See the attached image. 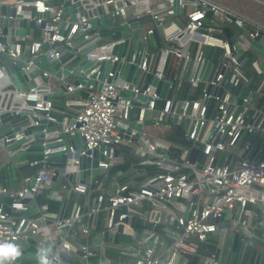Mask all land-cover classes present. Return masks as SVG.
Here are the masks:
<instances>
[{"label": "built area", "instance_id": "1", "mask_svg": "<svg viewBox=\"0 0 264 264\" xmlns=\"http://www.w3.org/2000/svg\"><path fill=\"white\" fill-rule=\"evenodd\" d=\"M173 2L90 0L82 5L83 14L76 13L75 22L68 23L59 41V15L72 0H64L58 7L49 0H0V7L21 10L23 19L36 26L42 24L45 13L50 15L36 38L27 33L13 36L9 27L2 35L0 15V38H4L0 55L16 61L28 46L30 60L22 68L27 73L35 67L33 60L42 53V45L47 44L49 56L59 58L74 50L79 41L83 46L77 47L73 56L99 62L95 85L103 84L101 91L94 85L93 92L77 102L73 122L53 112L50 71H43L31 87L14 92L17 106L11 114L27 119V128H40L41 120H46L60 125L62 133H77L82 145L47 149L48 143L60 139L45 135L42 143L30 139L16 149H42L43 155L17 164V168L31 171L23 175L16 190L0 187V194L7 199L0 202V245L14 244L20 251L18 257L3 264H33L25 256L29 246H34L40 262L47 264H264V107L257 105L264 96L260 68L264 55L250 48L255 42L264 50V25L215 0H177L180 19L176 20ZM93 8L98 9L93 17L99 26L103 25L100 22L110 27L137 21L134 32L140 39L133 35L102 41L99 28L89 23L88 12ZM146 16L150 23L141 25L139 19ZM223 23L240 28L235 43L239 53L247 51L258 57L247 61L249 68L263 77L256 90L248 88L241 54L235 58L234 47L217 35L220 29L214 25ZM247 23L253 25L252 30H242ZM157 43L165 47L152 78L157 77L161 86L143 102L137 97L147 95L143 87L148 85L140 75L133 81L127 68H137L141 77L147 76ZM119 45L122 48L116 53ZM171 53L178 60L174 81L163 78ZM118 61L121 68L109 70L100 81L103 65L108 62L112 67ZM115 72L112 83L108 79ZM8 84L11 80L0 63V88ZM65 84L68 93L85 88L77 82ZM127 91L131 97L125 95ZM148 118L160 133L187 121L178 137L186 144L145 134ZM130 121L140 130L129 128ZM22 137L15 134L3 141L7 144ZM120 148L128 150V169L110 172ZM49 153H61L65 161H50ZM82 158L90 160V168L84 170L85 182L64 179V175L79 171ZM92 169H97L95 196L89 182ZM120 175L123 179L116 181ZM44 189L49 199L62 203L61 210L71 194L65 217L61 210L51 215L46 204L36 202Z\"/></svg>", "mask_w": 264, "mask_h": 264}, {"label": "water", "instance_id": "2", "mask_svg": "<svg viewBox=\"0 0 264 264\" xmlns=\"http://www.w3.org/2000/svg\"><path fill=\"white\" fill-rule=\"evenodd\" d=\"M26 1V0H25ZM90 0H72V4L70 6H64L61 9V13L59 15L60 19V27L58 30V40L61 41L63 38V35L65 34V31L68 27V23H73L76 20V13L81 16L83 14V4L89 3ZM93 2L100 1V0H91ZM49 3L53 7H58L60 5L64 4V0H49ZM98 9L93 8L92 11L88 12V15L90 17L89 23L91 24L92 28H107V26H99L98 21L95 17L97 14ZM173 13L175 15L179 14V8L177 6V0H174L173 2ZM0 15L2 16V35L7 34L8 32V17H13L16 19V26L13 28V36H24L26 32V28L24 26L25 20L23 19L22 11L16 10L15 7L12 6H1L0 7ZM43 15L38 14L39 18H42ZM50 15L49 13L44 14V20L40 26H36L34 22H28L30 27H37L38 29L43 28L44 23L46 20H49ZM139 26L137 21L134 22H127L123 24H119L116 26V29L120 31L121 37L124 39H129L133 36V32L135 29H137ZM0 41H4V38H0ZM122 48V45H119L115 48V52L119 53L120 49ZM250 48L254 51H256L259 55H264V50L261 48L257 43H252L250 45ZM48 46L47 44L42 45L41 51L42 53L39 54L34 60L33 64L35 67L25 73L22 68L25 63H27L30 58L27 57L28 54V46H25L23 49V55L16 61H13L7 54H3V61L1 62V65L4 67L7 75L9 76L11 80V84L5 85L0 88V145L4 146L8 158L10 160V169H11V175L13 179V190L17 189V182H16V175H15V168L16 164L26 161L29 157H41L43 155L42 149H28V150H16L18 147L25 145L27 142L30 141V139H33L35 143L39 144L44 141L45 135H57V137L60 139L59 142H50L47 144V149H54L56 147L65 146L68 145L71 146H81L82 145V139L79 137L77 133H75L73 136H70L69 133H62L61 132V126L55 125L53 127L47 126L46 120H41V127L40 128H27L26 125L29 123L27 119H21L20 116H13L11 114V111H14V107L17 106V102H13V96L14 92L18 91L19 85L16 82V74L19 73L23 76L24 79H27V86L31 87L32 82L31 80L38 78L41 76V73L43 71H50L52 73L53 79L56 81L59 90L64 93L66 91V82L65 78L73 76L77 83L83 84L85 86L84 91L87 93L93 92L95 85V78H96V72L95 69L99 65V62H92V61H82L79 56H73L70 60L63 63L64 57L67 56V52H65L63 55H61L59 58H54L53 56H49L47 54ZM86 49L81 50L79 53H83ZM74 50H71L70 53L74 55ZM233 54L235 58L240 57L239 53V47L237 45H234V51ZM247 58H242L240 61V66L244 67L247 63ZM122 66V63L120 61L115 62L112 67L108 65V62H106L102 69L99 76V80L102 81L105 77H107V73L109 70L113 69L115 71H118ZM260 68L262 70V73L264 75V60L260 62ZM136 73L138 72V69H135ZM116 72L113 76V78L108 79L110 82H114L116 80ZM134 81V80H133ZM132 81V82H133ZM161 84L159 83V80L157 77H153L151 80L150 85L144 86L143 88H146L147 95L141 96L139 95L137 97L140 101H148L151 99V95L155 91V87L160 88ZM90 87V88H89ZM103 87L102 83H99L97 86V91H101ZM188 86H186L187 89ZM117 90V89H116ZM75 93H79V91H75ZM123 92H120V95H123ZM52 95H57V93H53ZM58 95H61L60 93ZM125 95L127 97H131L132 93L127 91L125 92ZM30 103H27L29 105ZM135 105H139L138 102H134ZM187 123V121H185ZM78 126V124H76ZM129 128H136L138 131L140 130L139 125L135 124V121L129 122ZM128 133V131H126ZM15 134L22 135L23 137L19 140H11L9 143L4 144V137H13ZM127 135L124 134V137ZM159 153H164L161 151H158ZM109 155L111 156V151H109ZM165 157H168L166 154H163ZM47 157L50 161L53 162H64L65 156L61 153H49L47 154ZM215 162H213L214 164ZM212 164V165H213ZM90 168V160L89 159H83L79 163V171L75 174L71 175H64V179H66L69 182L72 183H84L85 182V169ZM97 169L91 170V178L89 180L90 182V189L93 190L94 188V180L96 179ZM123 175L118 176L115 180L120 181L123 179ZM97 194L96 190L92 191V195L95 196ZM70 200H71V194L68 196V198L65 200L62 210H61V217H65V215L68 212L69 206H70ZM30 211L25 212L24 215H28ZM29 258H32L31 256H27ZM36 259H39V256L35 257Z\"/></svg>", "mask_w": 264, "mask_h": 264}, {"label": "trees", "instance_id": "3", "mask_svg": "<svg viewBox=\"0 0 264 264\" xmlns=\"http://www.w3.org/2000/svg\"><path fill=\"white\" fill-rule=\"evenodd\" d=\"M239 2L241 3V5H244V4L254 5L256 7L257 12H263L264 11V4L263 3H259V2L256 3V2L247 1V0H239ZM237 8L242 9L241 6H239ZM245 12L249 13L251 16L259 17V15H256V13H254L250 9H246ZM173 18L176 20H179L180 16L175 15ZM249 19L252 20V18H249ZM150 21H151V19L148 16L139 19L140 24H144V23H147ZM116 26L117 25H113V26L107 27L106 29L100 27L98 29L101 36H102V41L116 40V39H119L121 37L120 31L116 29ZM214 26L217 27L218 29H220V32L217 35L220 38H222L224 41H227L231 47H234V45L236 43V32H238V29H240V28H238L234 23H229L228 25H226V23H223L221 25L215 24ZM252 26L253 25L251 23L244 24V25H242V30L244 29V31H246V30L250 31L253 29ZM39 33H40V30L35 29L32 36L34 38H36L39 36ZM164 47L165 46L163 44L157 43L152 48L153 58H152L150 65H149V74L146 76L147 80H150V78H152V74L154 72V66H155L156 60H157L160 52L164 49ZM240 54H241L242 58H247L249 62L258 58L257 56H255L256 54H252V53L247 52V51H240ZM69 58H71V57L69 56ZM69 58H65V59L68 60ZM243 71H244L245 77L249 81L248 88L251 90H256L258 88L260 82L263 81V77L261 75H257L256 73H254L249 68L248 63L245 64V66L243 67ZM177 72H178V60L174 54H172V53L168 54L166 61H165V64H164V68H163V78L165 80L174 81L175 77L177 75ZM159 102L160 101L156 102V106H157V104H159ZM257 105L259 107H261V106L264 107V96L261 97L260 99H258ZM163 133L160 134L163 137V139H165L166 141H172V142L178 143V139H177L178 137L176 138L175 136H173L171 134H163ZM122 153H124L126 155V157H128V155H129L127 149H123ZM34 158H37V157H29L28 159L32 160ZM137 162H140V160H138ZM128 165H129V162L127 159H124L122 156L117 155L113 160V167L111 168L110 172H113L115 170H119L121 172H126L128 169ZM30 171H31L30 169L25 168L23 166L16 169L15 174H16V182H17L18 187L21 186L23 175L27 174ZM8 179H7V176L3 175V171L0 172V187L8 188L10 186ZM6 201H4V202H6ZM36 202L38 204H46L47 208H48V212L51 215H57L60 212L61 202L54 200V199L46 198L42 193H40L36 196Z\"/></svg>", "mask_w": 264, "mask_h": 264}, {"label": "crops", "instance_id": "4", "mask_svg": "<svg viewBox=\"0 0 264 264\" xmlns=\"http://www.w3.org/2000/svg\"><path fill=\"white\" fill-rule=\"evenodd\" d=\"M16 20H13V21H8V27L11 29L10 30V34L13 35V28L16 26ZM100 24H103L102 26H107V22H104V23H101ZM24 26L26 28V32L27 34H30L32 35L35 31V29H38L37 27H30L28 22L25 21L24 23ZM135 32H133L134 34ZM80 42L79 41H76L75 42V49H77V47L79 46H83L81 43L79 44ZM74 49V50H75ZM69 56L71 58H73V55L71 53H69L67 56L64 57V60H63V63L67 62L68 60H70L71 58H69ZM65 58H69L68 60H66ZM3 61V57L2 55H0V63ZM136 68H131V67H128L127 68V71L130 72L131 71V74H133L132 76V79L134 80V77H138L140 75V78L142 81L145 82V84L149 85L151 83V80L152 78H150V80H147L146 76H142L141 77V74L139 72H135ZM27 79H24L23 76L19 73L16 74V82L17 84L19 85V88L21 89H25L27 88ZM37 80L36 79H33L31 80L32 84L34 85L35 82ZM50 83L52 84V86L54 87L53 88V92L57 93V95H51L50 96V99L52 101V106H53V112L56 114V115H62V116H66L69 120V122H73L74 120V116H75V111L77 110L78 108V105H77V102L82 100L83 98L86 97L87 95V92H85L84 90L79 92L78 94L73 92V93H68V92H64L62 93L59 88H58V85L56 83V81L52 78L51 80H49ZM65 82L68 83V84H75L77 81L75 80V78L73 76H70V77H67L65 78ZM97 86L98 84L95 85V88L97 89ZM61 94V95H58V94ZM53 94V93H52ZM161 105V102H159V104H157V106H160ZM131 120H133V113L131 114ZM148 122H147V125L144 129V132L145 134L155 138V137H161V133L157 130H155L154 128L151 127V120L148 118L147 119ZM47 126L49 127H53L55 126L54 124L52 123H47ZM186 126H187V123H185V121L183 122V124H172L171 125V128L169 131H166L164 132L163 134H171L173 136H175L176 138L177 137H181L182 136V132L184 131V129H186ZM146 130H149V132H146ZM1 132V131H0ZM163 138V137H162ZM178 139V138H177ZM165 140V139H163ZM166 141V140H165ZM184 141V139L178 141V143L180 142V144L184 145L186 144ZM168 142H172V141H168ZM173 143H177V142H173ZM122 150L123 148H120L119 151L116 153V155H119V156H122L124 159H127L128 157H126V155L124 153H122ZM125 156V157H124ZM17 169V164H16V168H15V171ZM3 171V175L7 176V179L9 181V187L8 188H12L13 187V179H12V175H11V169H10V160L8 158V155H7V152L4 148V146L0 145V172ZM16 175V174H15ZM43 195L46 197V198H49V192L46 191L44 189V191H42ZM68 198V196H66ZM7 199L0 194V202H4L6 201ZM61 206H62V203H61ZM61 210V209H60ZM121 241L120 239L118 240V242ZM48 245V244H47ZM48 248H50V246L48 245ZM35 254H38L37 250L35 249L34 246H29L28 248H26V258L29 259L33 264H41L40 262V256L39 255H35ZM27 256H31L32 258H29ZM36 256H39V259H36L35 257Z\"/></svg>", "mask_w": 264, "mask_h": 264}, {"label": "rangeland", "instance_id": "5", "mask_svg": "<svg viewBox=\"0 0 264 264\" xmlns=\"http://www.w3.org/2000/svg\"><path fill=\"white\" fill-rule=\"evenodd\" d=\"M217 2H219L220 4H223L225 6L230 7L231 9H233L234 11H236L237 13L245 16V17H249L252 18V20H254L257 23H260L262 25H264V11L263 12H257L256 11V7L252 4H244L241 5V3L239 2V0H215ZM247 1H252V2H256V3H263L264 4V0H247ZM241 6L242 9H238L237 7ZM246 9H250L252 10L254 13H256V15H259V17H254L251 16L249 13L245 12ZM150 22L141 24L144 26H147ZM134 37L137 39H140V34L138 32H135ZM146 132H149V130H146Z\"/></svg>", "mask_w": 264, "mask_h": 264}, {"label": "clouds", "instance_id": "6", "mask_svg": "<svg viewBox=\"0 0 264 264\" xmlns=\"http://www.w3.org/2000/svg\"><path fill=\"white\" fill-rule=\"evenodd\" d=\"M20 255L18 247L14 244L0 245V264L6 259H14ZM41 264H47V261H42Z\"/></svg>", "mask_w": 264, "mask_h": 264}]
</instances>
